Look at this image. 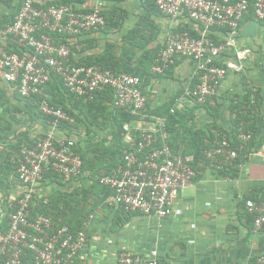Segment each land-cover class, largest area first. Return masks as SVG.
Segmentation results:
<instances>
[{
	"label": "crops",
	"instance_id": "1",
	"mask_svg": "<svg viewBox=\"0 0 264 264\" xmlns=\"http://www.w3.org/2000/svg\"><path fill=\"white\" fill-rule=\"evenodd\" d=\"M36 6L69 4L90 11L102 3L107 27L71 38V63L97 64L127 73L148 74L166 39L178 31L200 37L203 29L185 18L171 19L157 12L151 0H34ZM19 0H0V27L10 23ZM221 40V35H213ZM14 50L12 45L9 46ZM236 51H246L237 60ZM220 64L242 67L231 71L224 82L213 110L193 106L183 98L195 62L177 59L164 75L150 74L144 91L150 104L142 115L120 126L114 118L111 100L100 94L92 106L78 103L59 84H51L49 95L75 117L73 131L62 129L56 140L72 139L84 157L81 178L64 181L50 173L35 188L37 202H49L50 215L58 223L80 227L90 215L88 243L74 264H118L121 252L149 255L158 251L159 264H249L264 254V230L256 232L245 209L247 199L259 197L264 187V158L254 157L239 168L236 177L222 175L198 160L197 177L183 191L173 214L161 221L136 213H125L112 200V192L96 187L93 177L102 164L112 162L120 142L134 138L140 130L157 123L158 112L169 103L180 101L185 109L171 128L169 142L176 152L195 155L200 146L199 133L215 126L229 131L233 127L234 105L250 87H257L264 111V22L247 15L235 42L234 52L223 55ZM152 72V71H151ZM88 107V108H87ZM163 107V108H162ZM50 132L49 122L40 116L30 101L19 97L16 86L3 80L0 73V227L6 226L7 206L15 198L7 182L16 168L20 147L32 144ZM33 264V263H25Z\"/></svg>",
	"mask_w": 264,
	"mask_h": 264
},
{
	"label": "built area",
	"instance_id": "2",
	"mask_svg": "<svg viewBox=\"0 0 264 264\" xmlns=\"http://www.w3.org/2000/svg\"><path fill=\"white\" fill-rule=\"evenodd\" d=\"M156 6L171 19L185 18L197 23L204 34L200 37L186 31L171 34L157 55L152 73L166 74L177 59L194 61L191 82L183 90V98L206 110L217 108L220 90L230 72L242 71L239 65L219 61L223 55L234 52L247 15L252 13L257 21L264 22V0H156ZM105 27L102 3L83 11L64 3L39 8L34 0H19L12 22L0 28L3 80L15 85L23 100L33 101L50 126L49 134L33 144L23 145L16 157V168L8 182L15 198L7 206L6 226L0 227V264H24L27 259L33 264H74L88 243L87 227L92 215L78 231L57 225L49 215H32L38 201L35 188L48 171L64 181L83 175V159L75 142L56 140V133L62 129L73 131L76 121L52 102L49 85L54 76L78 99L93 100L98 93L110 89L114 111L147 118L150 104L141 77L97 65L71 63L69 40ZM213 35H221L223 39L215 41ZM247 54L235 52L240 61ZM249 91L250 105L256 107L260 91L255 86ZM262 108L257 110V121H240L236 132L233 127L229 131L206 130L202 155L210 168L218 173L239 170L251 158H264ZM184 109L178 101L171 113ZM244 113L248 114L245 107ZM157 120L153 127L140 130L139 136L127 141L130 150L117 167L101 170L95 180L112 192L114 204L125 213L161 221L173 214L183 191L193 185L197 170L193 166L194 155H184L170 146L167 119ZM245 209L254 230H264V187L258 198L245 201ZM118 264H159L158 251L153 249L148 256L124 251ZM249 264H264V254Z\"/></svg>",
	"mask_w": 264,
	"mask_h": 264
},
{
	"label": "trees",
	"instance_id": "3",
	"mask_svg": "<svg viewBox=\"0 0 264 264\" xmlns=\"http://www.w3.org/2000/svg\"><path fill=\"white\" fill-rule=\"evenodd\" d=\"M3 1H5V0H3ZM151 1H152V4H153L154 9H156L157 12L160 13L158 11L157 6H156V0H151ZM47 6H45V7H47ZM45 7H41L40 6L39 8H45ZM18 8H19V6H18ZM249 15H252V13L249 14ZM10 23H8V24H10ZM8 24H6V25H8ZM5 26H3V27H5ZM106 27H107V20H106ZM193 36L194 37H197L195 35H193ZM215 41H216V38H215ZM157 55H156V58H157ZM156 58L154 59V63H153V65L150 68V71H149L150 73H148V74L128 73V74H132V75L141 77L143 79V81H144V85H146L148 83V80H149V75L152 74L151 71H152L153 66L156 63ZM78 65H97V64H78ZM97 66H100V65H97ZM100 67H102L104 69L112 70L114 72H125L123 70L116 69V68L103 67V66H100ZM125 73H127V72H125ZM52 83L55 84V85L59 84L60 86H62L65 89L67 95L70 96L72 98V100H74V101H76L78 103H84L86 106L89 105V108L87 107L88 109H90V106H92L94 104L95 99L100 94H106V95H108L109 96V99L111 100V102H113V100H114L113 92L110 89H107L104 92L98 93L94 97L93 100H85V99H78V98L74 97L73 95L69 94L68 91H67V89L62 84V81H60V79L57 78L56 76L53 77L52 82L50 83V85ZM50 85H49V88H50ZM251 93H252L251 91H248V93L244 97H242V99L239 100L238 103H236L234 105L233 111H234V114L236 115V117H235V119L233 121V129H234L235 132L237 131V128H238V125H239V122L240 121H247V120L257 121V119H258L257 118V110L260 109V107L262 105V103H261L262 102V96H261V93L260 92L257 93V105H256V107H253V106L250 105ZM52 102H53L54 105L61 106L60 104L55 103V101H53V100H52ZM30 105H31L32 108H35V110L37 111V113L40 116H43L42 114L39 113V111L37 109V106L34 104L33 101H30ZM173 107H174V103L173 102L172 103H169V105H166V109H164L161 113L158 112L157 115H156L158 117L166 118L167 119V128H166V130H167V134L168 135L171 132V128L176 124L177 119L182 114L181 111H176L175 114H172L171 113V109ZM244 107L246 108V110H248V114H245L244 113ZM63 108L65 109V111L68 112L69 115H71L75 119V117L72 115V113H71V111L69 109H67L66 107H63ZM113 114H114L113 116H114L115 120L119 122L120 126H122L123 123L130 122L133 119V117H134L130 113H128L126 111H120V110L114 111ZM44 118H46V117L44 116ZM46 120L48 121V118H46ZM214 127L215 126H213L212 128H214ZM251 127L254 128V125H252ZM219 130H221V129H219ZM135 136H139V132ZM197 137L199 138L200 146L196 147V149H195L196 150L195 151V155H194L195 156V162L193 164V166H194L195 169H196V165H197L198 160H201L202 159L204 161L202 152L206 148L205 139L207 138V135L205 133H199V135ZM169 144L172 147V149L174 151H176L175 150L176 148H174V146L172 145V143L169 142ZM119 148H120L119 150H116L115 152L112 153V156H111L112 157L111 158L112 159V162H109V164H102V166H100V168L98 169L99 171H97L96 172V175L93 177V182H94V184H95L96 187H100V188H102L104 190H109L108 188L99 185L98 182L95 180V177L97 176L98 172H100L101 170L111 171L113 168L117 167L119 165V163L121 162L122 157L125 154V152L130 150V146H129V144L125 140L124 141L122 140L120 142V147ZM82 159H83V173H84L86 161H85L84 157H82ZM238 162H241V161H238ZM47 173L52 174L51 171H48ZM238 173H239V170L238 169L231 170V171H223V172H221L222 175L229 176L231 178L232 177H236L238 175ZM52 175H54V174H52ZM45 176H46V174H45ZM54 176L55 177H58L56 175H54ZM58 178H60V177H58ZM7 185H8V182H7ZM51 206H52V204L49 203V202H45V201L40 202L39 201V202L36 203V207H35V210L33 211V214L32 215L35 216L38 213H42V214H45V215H49V216H51L54 219V217L52 215H50L49 212H48V209ZM54 221H55V223L57 225H67V226L71 227V229L73 231L80 230L82 228V226H83V223H84V220H83L82 223H81V226L76 228V227H73L69 223H58L55 219H54ZM25 263H32V261L30 259H27V260L24 261V264Z\"/></svg>",
	"mask_w": 264,
	"mask_h": 264
}]
</instances>
